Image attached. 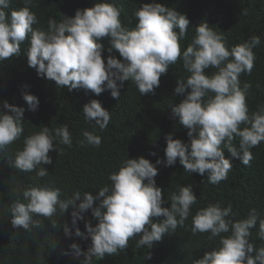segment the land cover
I'll return each instance as SVG.
<instances>
[{
    "label": "clouds",
    "instance_id": "1",
    "mask_svg": "<svg viewBox=\"0 0 264 264\" xmlns=\"http://www.w3.org/2000/svg\"><path fill=\"white\" fill-rule=\"evenodd\" d=\"M11 3L12 0H0V62L21 56V45L27 41L29 46L24 55L28 66L38 76L54 81L57 88L67 87L70 92L83 88L96 95L110 90L111 96L119 100L120 88L130 81L140 95H146L159 87L160 77L169 66L182 61L189 75L177 79L174 95L184 98L170 106L172 118L188 129L190 143L167 134L165 160L157 159L156 164L172 166L178 159L184 172L201 176L207 173L208 182L218 185L228 179L233 168L231 158H238L248 166L253 160L251 149L264 143V104L250 112L247 94L251 85L245 82L241 86L240 82L241 74H251L255 66L253 49L261 43L258 35L229 48L223 31L217 32L202 21L182 50L181 42L188 37L189 19L155 0L134 11V17L138 18L134 28L122 24L123 7L117 6L115 0H97L94 6L77 9L74 16L64 15L59 22L50 17L46 29L34 27L39 21L31 10L33 0H23L19 8H11ZM105 37L110 38L109 53L115 49L123 59L109 55L105 63L101 43ZM210 68L214 70L209 74L205 70ZM23 99L28 110H37V96L26 92ZM24 112L23 107L3 102L0 153L21 139ZM82 112L93 131L85 129L79 143L99 147L102 140L95 129L104 131L111 113L96 99L84 104ZM236 138L238 146L233 143ZM57 141L72 146V134L66 123L54 130L44 126L24 137L23 147L15 152L11 166L21 172H35L37 178L47 177L49 172L44 165L53 163L49 152L62 151L57 148ZM225 149L228 152L224 154ZM157 175V167L140 156L124 160L118 170L108 175L110 184L99 187L95 196L77 190L62 198L61 189L54 183L29 185L22 193L18 192L8 208L11 224L13 228L31 231L43 226V221L35 217H43L56 228L54 217H63L71 205L75 236L91 238L83 253L78 244L72 243V254L77 258L84 255L81 264H94L93 257L100 260L119 254L128 247L130 238L141 233L135 248L150 249L166 234L183 227L191 216L193 235L208 233L209 240L219 238L218 246L192 264H264V246L257 248L249 242L250 230L258 220L257 234L264 241V218H260L257 209L252 208L246 218L235 220L231 204L222 207L216 202L197 208L193 214L198 199L191 184L169 193L171 207H163L165 201L156 185ZM94 201H99L95 207ZM89 209L98 223L93 226L86 221V232H82L77 222L84 219L83 213ZM158 217L163 219L159 222L153 219ZM62 227L66 236L73 234L67 223ZM253 251L255 256L251 255ZM146 256L150 259L151 253Z\"/></svg>",
    "mask_w": 264,
    "mask_h": 264
},
{
    "label": "trees",
    "instance_id": "2",
    "mask_svg": "<svg viewBox=\"0 0 264 264\" xmlns=\"http://www.w3.org/2000/svg\"><path fill=\"white\" fill-rule=\"evenodd\" d=\"M97 0H33L31 10L36 14L39 23L34 27L47 28L48 19L54 18L59 22L64 15L74 16L77 9L92 7ZM153 0H115L117 6H122L120 19L124 26L131 28L138 23L134 11L143 3ZM166 7L175 8L189 19L188 37L181 42L182 50L191 41L194 28L206 21L215 31H223L228 47L242 43L252 36L260 37V45L253 49L256 60L251 74H241V86L245 82L251 85L247 94L249 111H255L264 104V0H155ZM23 6V0H12L11 8ZM178 31V29H177ZM102 57L107 61L109 55L123 59L115 49L109 53L110 38H102ZM28 42L21 45V56L12 57L0 62V110L7 100L25 109L24 131L20 140L0 153V264H81L82 254L75 257L70 248L72 243L80 246L82 253L87 251L91 238L83 239L75 236V228H71L72 206L63 217L57 215V227L52 228L47 218L35 217L43 221V226L31 231L23 228H13L8 208L18 192L29 185H45L54 183L61 189L62 198L70 197L75 191H88L94 196L99 187L110 184L108 175L118 170L121 163L129 158L143 156L150 160L158 169L155 177L156 185L162 190L163 207H171L168 194L180 186L192 185L198 203L193 206L194 214L197 208L208 203L220 202L222 207L232 205V217L235 220L246 218L250 209H257L260 218H264V143L251 149L253 160L248 166L238 158H231L232 170L228 179L218 185L210 184L207 173L188 174L177 162L172 166L164 163L156 164L157 159L165 160L166 135L171 133L173 138H179L190 143L188 129L181 125L178 119H173L170 104H178L183 95H174L177 79L186 78L189 73L183 68L182 61L169 66L166 74L160 77L159 87L154 93L140 95L136 86L125 81L120 88V99L111 96L110 90L99 95L83 88L71 92L67 87L57 88L54 81L38 76L36 70L29 67L24 55ZM214 69H206L211 73ZM187 91H190L188 89ZM38 97L39 105L36 111L28 110L23 99V93ZM96 99L110 111L111 121L104 131L95 129V134L101 136L99 147L81 145L85 129L93 131L92 125L86 122L82 112L84 104ZM69 126L72 134V146L56 142L62 151H50L53 163L44 165L49 175L37 178L35 172H21L11 166L15 152L23 147V138L48 126L55 129L63 124ZM243 127V125H241ZM239 138L234 140L238 146ZM228 152L227 149L224 150ZM155 153V155H152ZM230 155L227 154V158ZM79 203V201L77 202ZM99 201H94V207ZM84 219L78 220L77 226L86 232L85 222L93 226L98 220L92 216L91 209L83 213ZM157 222L163 217L153 218ZM63 223L72 230L71 236H66ZM191 216L183 227L175 232L166 234L161 241L155 242L150 249L141 246L136 249L139 239L129 240L128 247L119 254L106 255L96 260L94 264H192L195 259L203 257L204 253L218 246L219 238L209 240L208 233L193 235L191 232ZM259 220L251 229L249 242L257 248L264 246L258 236ZM69 253L65 255V253ZM151 253L148 259L146 253ZM255 256V251L251 253Z\"/></svg>",
    "mask_w": 264,
    "mask_h": 264
}]
</instances>
